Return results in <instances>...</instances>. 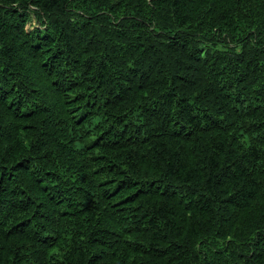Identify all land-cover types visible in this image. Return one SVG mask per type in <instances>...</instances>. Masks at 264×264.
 I'll return each instance as SVG.
<instances>
[{
	"label": "trees",
	"instance_id": "1",
	"mask_svg": "<svg viewBox=\"0 0 264 264\" xmlns=\"http://www.w3.org/2000/svg\"><path fill=\"white\" fill-rule=\"evenodd\" d=\"M0 264H264V0H0Z\"/></svg>",
	"mask_w": 264,
	"mask_h": 264
},
{
	"label": "rangeland",
	"instance_id": "2",
	"mask_svg": "<svg viewBox=\"0 0 264 264\" xmlns=\"http://www.w3.org/2000/svg\"><path fill=\"white\" fill-rule=\"evenodd\" d=\"M29 28L33 29V26H31V25L29 24Z\"/></svg>",
	"mask_w": 264,
	"mask_h": 264
}]
</instances>
